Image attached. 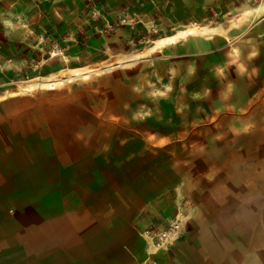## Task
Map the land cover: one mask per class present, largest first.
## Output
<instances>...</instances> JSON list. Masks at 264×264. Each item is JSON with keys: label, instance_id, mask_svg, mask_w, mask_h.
<instances>
[{"label": "rangeland", "instance_id": "obj_1", "mask_svg": "<svg viewBox=\"0 0 264 264\" xmlns=\"http://www.w3.org/2000/svg\"><path fill=\"white\" fill-rule=\"evenodd\" d=\"M262 18L264 0H0V101L92 104L122 177L100 193L142 206L143 233L180 224L155 262L188 228L264 224Z\"/></svg>", "mask_w": 264, "mask_h": 264}, {"label": "crops", "instance_id": "obj_2", "mask_svg": "<svg viewBox=\"0 0 264 264\" xmlns=\"http://www.w3.org/2000/svg\"><path fill=\"white\" fill-rule=\"evenodd\" d=\"M91 106L60 93L0 101V264L144 261L143 207L98 190L122 177L97 154L91 115L80 113ZM248 218L188 228L155 262L264 264V224Z\"/></svg>", "mask_w": 264, "mask_h": 264}, {"label": "built area", "instance_id": "obj_3", "mask_svg": "<svg viewBox=\"0 0 264 264\" xmlns=\"http://www.w3.org/2000/svg\"><path fill=\"white\" fill-rule=\"evenodd\" d=\"M180 224L176 219L173 221L166 231H155L154 229H148L143 233L144 238L148 241L149 255L141 264H155L151 257H153L158 251L162 250L165 245H169L174 241H177L180 237Z\"/></svg>", "mask_w": 264, "mask_h": 264}, {"label": "bare ground", "instance_id": "obj_4", "mask_svg": "<svg viewBox=\"0 0 264 264\" xmlns=\"http://www.w3.org/2000/svg\"><path fill=\"white\" fill-rule=\"evenodd\" d=\"M49 86H52V85H49Z\"/></svg>", "mask_w": 264, "mask_h": 264}]
</instances>
